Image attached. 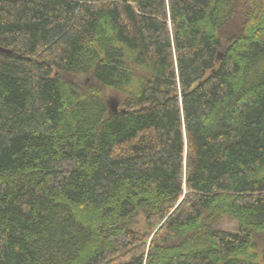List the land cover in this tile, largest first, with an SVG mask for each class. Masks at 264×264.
<instances>
[{"label":"trees","instance_id":"obj_1","mask_svg":"<svg viewBox=\"0 0 264 264\" xmlns=\"http://www.w3.org/2000/svg\"><path fill=\"white\" fill-rule=\"evenodd\" d=\"M0 47V264H264V0H0Z\"/></svg>","mask_w":264,"mask_h":264},{"label":"rangeland","instance_id":"obj_2","mask_svg":"<svg viewBox=\"0 0 264 264\" xmlns=\"http://www.w3.org/2000/svg\"><path fill=\"white\" fill-rule=\"evenodd\" d=\"M79 84L82 85V80H79ZM111 99H116V98L113 96L111 97ZM220 227L233 232L239 231V226L237 222L234 220H225Z\"/></svg>","mask_w":264,"mask_h":264},{"label":"water","instance_id":"obj_3","mask_svg":"<svg viewBox=\"0 0 264 264\" xmlns=\"http://www.w3.org/2000/svg\"><path fill=\"white\" fill-rule=\"evenodd\" d=\"M0 53L11 55L13 51L0 47ZM119 106V102L116 99L109 100V107L112 114L119 111Z\"/></svg>","mask_w":264,"mask_h":264}]
</instances>
